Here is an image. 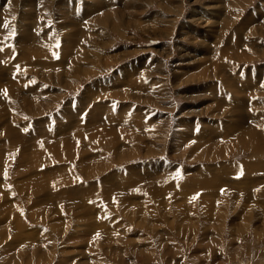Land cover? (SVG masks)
Here are the masks:
<instances>
[{
	"label": "rangeland",
	"instance_id": "1",
	"mask_svg": "<svg viewBox=\"0 0 264 264\" xmlns=\"http://www.w3.org/2000/svg\"><path fill=\"white\" fill-rule=\"evenodd\" d=\"M129 1L0 2V264H264V0Z\"/></svg>",
	"mask_w": 264,
	"mask_h": 264
},
{
	"label": "bare ground",
	"instance_id": "2",
	"mask_svg": "<svg viewBox=\"0 0 264 264\" xmlns=\"http://www.w3.org/2000/svg\"><path fill=\"white\" fill-rule=\"evenodd\" d=\"M2 1H4V0H0V2H2ZM7 1H9V4H8L9 7L7 8L6 11H7V12H11V13L8 14V15L11 16V17H12V16H15V15H16V12H17V11H16L17 9H16L15 6L13 7V4H15V3L17 4V3H18V0H14V1H13V0H7ZM16 1H17V2H16ZM42 1H43V0H39V2H42ZM140 1H141V0H140ZM149 1H150V0H149ZM165 1H167V3H168V4H167V9L172 10V12L177 13V14H179L180 12H182V10H181V1H182V0H165ZM247 1H249V0H235V1L231 2V4H230V8L232 9V8L234 7V5H236V6L243 5V6H244V5L246 4ZM119 2H120V1H119ZM136 3L138 4L139 2H137V0H134V2H132V0H130V1H129V4H125V6H126L125 8H127V7H129V8L131 7V8H133L132 6H133V5L136 6V5H137ZM45 4H46V2H45ZM86 4H87V3H86ZM8 5H7V6H8ZM94 5L97 7V9H99V8L101 7L102 4L98 2L97 4H94ZM138 5H139V6H142V5H140V4H138ZM1 6H2V5H1ZM95 6H94V7H95ZM115 7H116V6H115ZM215 7H218V5H215ZM135 8H136V7H135ZM88 9L90 10L91 8H87V10H88ZM114 9H115V8H114ZM117 9H118V8H117ZM133 9H134V8H133ZM215 9H216V8H215ZM2 10H3V9H2ZM87 10H86V11H87ZM92 10H93V9H92ZM92 10H91V11H92ZM95 10H96V8H95ZM106 10H108V9H106ZM3 11H4V10H3ZM44 11H46V10H44ZM91 11H90V12H91ZM96 11H97V10H96ZM199 11H200V10H199ZM199 11H198L197 14H199ZM213 11H214V10H213ZM108 12H109V10H108ZM200 12H201V11H200ZM97 13H98V12H97ZM213 13L216 14V11L213 12ZM154 14H155V13H154ZM210 14H211V13H210ZM40 15H41V14H40ZM44 15H45V14H44ZM47 15H48V14H47ZM55 15H56V14H55ZM85 15H86V14H85ZM17 16H18V14H17ZM17 16H16V17H17ZM45 16H46V15H45ZM48 16H49V15H48ZM48 16H47V17H48ZM153 16H154V15H153ZM155 16H156V15H155ZM200 16H201V14H200ZM16 17H15V18H16ZM49 17H50V16H49ZM62 17H63V16H62ZM82 17H84V15H82ZM26 18H27V17H26ZM124 18H125V17H124ZM137 18H138V17H137ZM137 18H136V19H137ZM140 18H142V16H141ZM140 18H139V19H140ZM160 18H161V17H160ZM175 18H176V17H175ZM199 18H200V17H199ZM207 18H208V17H207ZM209 18H210V17H209ZM8 19H9V18H8ZM10 19H11V18H10ZM18 19H19V17H18ZM80 19H82V18H80ZM80 19H78V20H80ZM146 19H148V17H147ZM25 20H26V19H25ZM141 20H142V19H141ZM144 20H145V19H144ZM210 20H211V19H210ZM16 21H17V20H16ZM122 21H123V20H121V21L118 20L117 23H118V22H122ZM211 21H212V20H211ZM214 21H215V20H214ZM8 22H9V20H8ZM25 22H26V21H25ZM31 22H33V21H31ZM48 22H49V20H46L45 22H42V25L47 24ZM138 22H139V21H138ZM143 22H144V21H143ZM9 23H10V22H9ZM43 23H44V24H43ZM171 23H173V22H171ZM10 24H11V23H10ZM15 24H16V23H15ZM143 24H145V23H143ZM146 24H147V23H146ZM21 25H22V24H21ZM141 25H142V24H141ZM184 25H185V24H182L183 27H185ZM138 26H139V25H138ZM151 26H153V25H151ZM187 26H188V28H190L189 24H188ZM153 27H154V26H153ZM183 27H182V28H183ZM16 28H17V27H16ZM27 28H28V27H27ZM112 28H114V26H113ZM182 28H181V29H182ZM21 29H22V28H21ZM49 29H50V28H49ZM120 29H121V28H120ZM152 29H153V28H152ZM17 30H18V29H17ZM27 32H28V31H26L25 34H26ZM23 33H24V32H23ZM17 36H18V35H17ZM64 45H65V44H64ZM232 47H233V46H232ZM62 49H63V48H62ZM30 52H32V51H30ZM29 54H30V53H29ZM27 56H28V55H27ZM31 56H32V55H31ZM92 58H93V57H92ZM72 65H73V64H72ZM74 66H76V65L74 64ZM149 66H150V65H149ZM78 67H79V66H78ZM73 69L78 70V69H76V68H72L71 71H73ZM65 70H66V69H65ZM75 70H74V71H75ZM17 71H18V70H17ZM84 71H85V69H84ZM85 74H86V73H85ZM74 75H75V74H74ZM89 75H90V74H89ZM67 84H68V83H67ZM70 86H72V85H70ZM121 96H122V95H121ZM124 96H125V95H124ZM92 115H93V114H92ZM14 116H15V115H14ZM95 117H96V116H95ZM110 119H111V118H110ZM46 134H47V133H46ZM28 143H29V142H28ZM71 144H72V143H71ZM143 144H144V143H143ZM109 184H110V183H109ZM35 189H36V188H35ZM33 193H34V192H33Z\"/></svg>",
	"mask_w": 264,
	"mask_h": 264
}]
</instances>
